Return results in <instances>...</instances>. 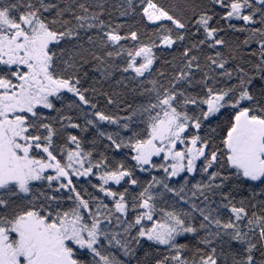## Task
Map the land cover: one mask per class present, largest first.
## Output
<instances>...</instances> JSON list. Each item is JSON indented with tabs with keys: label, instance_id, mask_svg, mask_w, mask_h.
Masks as SVG:
<instances>
[{
	"label": "snow or ice",
	"instance_id": "6c2138e0",
	"mask_svg": "<svg viewBox=\"0 0 264 264\" xmlns=\"http://www.w3.org/2000/svg\"><path fill=\"white\" fill-rule=\"evenodd\" d=\"M0 264H264V0H0Z\"/></svg>",
	"mask_w": 264,
	"mask_h": 264
}]
</instances>
